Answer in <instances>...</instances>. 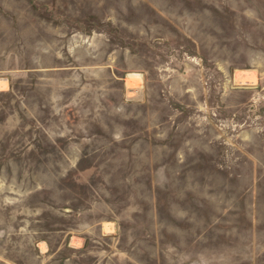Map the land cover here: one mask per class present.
Wrapping results in <instances>:
<instances>
[{"label": "rangeland", "instance_id": "obj_1", "mask_svg": "<svg viewBox=\"0 0 264 264\" xmlns=\"http://www.w3.org/2000/svg\"><path fill=\"white\" fill-rule=\"evenodd\" d=\"M0 264H264V0H0Z\"/></svg>", "mask_w": 264, "mask_h": 264}]
</instances>
